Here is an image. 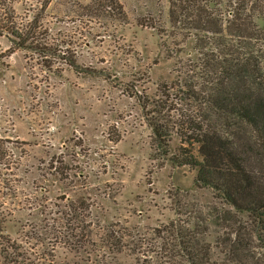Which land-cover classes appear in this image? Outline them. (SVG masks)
Instances as JSON below:
<instances>
[{
  "label": "rangeland",
  "instance_id": "obj_1",
  "mask_svg": "<svg viewBox=\"0 0 264 264\" xmlns=\"http://www.w3.org/2000/svg\"><path fill=\"white\" fill-rule=\"evenodd\" d=\"M90 1L20 4L42 15L37 26L52 35L50 47L59 37L67 43L71 67L0 39V219L24 224L44 207L74 205L89 226L76 225L84 250L56 245L55 264H185L172 257L181 234L196 223L205 232L209 206H221L195 186V172L155 151L140 102L155 103L163 86L179 89L193 43L173 30L169 0H118L125 21L100 12L82 18ZM179 147L174 136L168 156ZM55 160L64 165L51 167ZM15 224L5 235L29 250Z\"/></svg>",
  "mask_w": 264,
  "mask_h": 264
},
{
  "label": "trees",
  "instance_id": "obj_2",
  "mask_svg": "<svg viewBox=\"0 0 264 264\" xmlns=\"http://www.w3.org/2000/svg\"><path fill=\"white\" fill-rule=\"evenodd\" d=\"M21 3L0 0V39L73 66L74 57L66 55L67 43L59 37L50 47L52 35L41 33L37 26L42 15H34ZM169 3L172 28L193 43L192 56L187 67L177 71L179 89L163 86L158 100L140 102L141 108L155 151L175 168L195 172V186L211 191L221 206H209L205 232L202 223H196L181 234L180 250L175 253V246L172 257L181 254L185 264H264V0ZM17 5L25 18L18 16ZM96 12L126 20L118 0H91L80 15L93 17L99 15ZM174 136L180 147L170 157ZM63 165L60 160L51 163L53 168ZM55 207V212L44 207L27 216L24 224L3 215L0 264H55L59 244L75 255L84 250L77 241L80 226L76 225L81 221L83 231L89 226L74 205H68L67 212ZM9 222L21 226L29 250L5 235ZM210 235L214 241L205 246L203 241ZM31 250L38 251L36 260L29 256Z\"/></svg>",
  "mask_w": 264,
  "mask_h": 264
}]
</instances>
